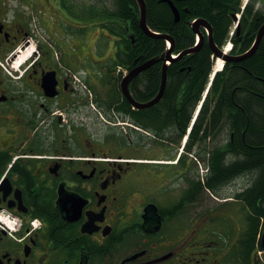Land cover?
<instances>
[{
    "label": "flooded vegetation",
    "instance_id": "obj_1",
    "mask_svg": "<svg viewBox=\"0 0 264 264\" xmlns=\"http://www.w3.org/2000/svg\"><path fill=\"white\" fill-rule=\"evenodd\" d=\"M171 1L160 2L178 25L127 65L154 62L127 96L93 31L109 12L99 0H0V212L20 221L16 240L0 228V264H231L241 229L216 232L245 221L258 180L238 137L248 146L240 115L248 126L244 99L260 97L243 74L264 88L250 68L264 62V0L225 2L222 36L196 0Z\"/></svg>",
    "mask_w": 264,
    "mask_h": 264
},
{
    "label": "trees",
    "instance_id": "obj_2",
    "mask_svg": "<svg viewBox=\"0 0 264 264\" xmlns=\"http://www.w3.org/2000/svg\"><path fill=\"white\" fill-rule=\"evenodd\" d=\"M115 3V12H109L115 19L120 21V25L117 29L121 32H117L120 38L125 52L124 54L118 53V57L121 60V64L124 67L130 63L139 60L142 49L145 50L149 57H153L157 51V48H161L160 43L152 39L150 36L144 34L140 27V10L136 0H113ZM147 5V24L149 28L158 32V28L168 30L169 28L176 29L178 24L173 23V14L170 8L161 3V0H145ZM231 0H196L193 9L198 12H203L206 16L214 17L217 22V28L220 36L223 35L225 27L228 23V19L225 16V2ZM116 19V20H117ZM264 44V43H263ZM163 49V45H162ZM206 53H203L201 59L204 62ZM264 60V55L262 56ZM252 61L250 68L251 71L259 77H264V62ZM208 64V63H207ZM263 64V65H262ZM206 69V66H204ZM156 76V69L150 68L147 70L146 78L149 80ZM245 79H248V85L256 92L260 94V97H254L247 94L248 97L244 99V105L247 108L248 115L251 117V122L247 126L248 117L241 114V126L246 128L247 133V145H244L239 137L238 142L241 147L240 156L254 157L252 160L247 158V169H253L258 172V180L254 188H251L247 192V227L240 241V250L235 253L236 257L239 255L242 259V264H251V254L254 253L258 257V252L263 251L262 247V234L264 232V88L262 84L252 82L247 75L243 74ZM173 105V102H171ZM251 149V150H249ZM252 156V157H251ZM223 156L217 158L212 163V170L216 173H220L223 169H226ZM204 184L199 182L198 186L203 188ZM197 186V187H198ZM197 191L195 198H197ZM256 264H264V256L261 261L257 258Z\"/></svg>",
    "mask_w": 264,
    "mask_h": 264
},
{
    "label": "rangeland",
    "instance_id": "obj_3",
    "mask_svg": "<svg viewBox=\"0 0 264 264\" xmlns=\"http://www.w3.org/2000/svg\"><path fill=\"white\" fill-rule=\"evenodd\" d=\"M101 2V1H100ZM107 3L109 4V8L110 9H113L114 7H113V2H112V0H107ZM114 19H115V17H113L111 14H109V12H106L105 14H103L102 15V18H101V20L100 21H98V23H97V26L95 27V29L93 30V31H95L96 29H99L101 32H106V31H109V29H110V27H112V22L114 21ZM92 30V29H91ZM91 30H90V32H91ZM117 30V32H118V35H119V32H121V30L120 29H116ZM98 33V32H97ZM97 33L95 34V33H93L92 34V37H97L96 35H97ZM111 33H113V34H115L113 31H111ZM109 36V37H108ZM108 36H105L104 35V37L102 38V40L100 41V43H99V46H101V47H104L105 49H108L109 48V44H110V47H112L113 48V45L110 43V38H111V36H113L112 34H110L109 33V35ZM120 46V45H119ZM104 54H105V52H103L102 54H100L101 56H104ZM102 62V60L100 61V63ZM17 64H18V62H17ZM196 165L197 166H202V168H204V166H203V163H196ZM202 168H200L199 169V174H197V173H195V175H196V178H198L202 183L204 182V174L206 173ZM197 171V170H196ZM201 198H202V201H199V204L200 205H204V207H211V206H209V203H211V204H214V201H213V199H212V197H209V195L207 194V192H204V194H201V196H200ZM206 197V199H204ZM199 212H201V209H200V207L199 208H196L195 209V211H194V213L195 214H198ZM232 214H234V209H232L231 210V214L229 215V216H231ZM244 217V215H241V218H243ZM229 222H230V224H231V226H229V227H235V225H237V224H239V221H237V222H234V219H232V218H229ZM237 223V224H236ZM218 226L220 227V228H222L223 227V222L222 223H219L218 222ZM241 225H242V227H244V225H245V223H244V221L242 220V223H241ZM218 226H216V227H218ZM206 227L203 225V224H198V225H195V231H196V229L198 230V231H204V229H205ZM236 230H237V227H235V230H234V233L236 232ZM225 233V232H224ZM261 257V256H260ZM262 258V257H261Z\"/></svg>",
    "mask_w": 264,
    "mask_h": 264
},
{
    "label": "water",
    "instance_id": "obj_4",
    "mask_svg": "<svg viewBox=\"0 0 264 264\" xmlns=\"http://www.w3.org/2000/svg\"><path fill=\"white\" fill-rule=\"evenodd\" d=\"M164 1H168L170 3V5L173 7V4H172V1L171 0H164ZM138 6H139V9H140V27L142 29V31L150 36V37H153V38H162V39H165L167 38L166 36H159L157 35L156 33L152 32L149 27H148V24H147V5H146V1L145 0H136ZM175 10V8H174ZM154 62H150L148 64H145L143 67H137L135 68L134 70H132L128 76H126L123 81H122V88L124 90V92L127 94V96L129 95L128 93V85L129 83L140 73V71L142 69H146L148 67H150ZM166 66L164 67V72H163V89L165 87V84H166ZM162 96V92L160 93L159 95V98L160 99ZM131 103L134 105V107L138 108L140 105L138 103H136L135 101L133 102L131 100ZM262 247L264 249V233H263V236H262Z\"/></svg>",
    "mask_w": 264,
    "mask_h": 264
},
{
    "label": "clouds",
    "instance_id": "obj_5",
    "mask_svg": "<svg viewBox=\"0 0 264 264\" xmlns=\"http://www.w3.org/2000/svg\"><path fill=\"white\" fill-rule=\"evenodd\" d=\"M231 44L227 46V49H225V55H227L228 50L231 49ZM223 61H220L221 67H223ZM0 184H3V178H0ZM20 224V221L17 217H14L9 212H0V228H3L4 230L8 231L9 236L16 240V237L12 234L18 230V226ZM33 228H37L41 226V222L39 220H33L32 221ZM18 243H22V241H17Z\"/></svg>",
    "mask_w": 264,
    "mask_h": 264
},
{
    "label": "crops",
    "instance_id": "obj_6",
    "mask_svg": "<svg viewBox=\"0 0 264 264\" xmlns=\"http://www.w3.org/2000/svg\"><path fill=\"white\" fill-rule=\"evenodd\" d=\"M115 42H116V38L112 37V40H111L112 45H115Z\"/></svg>",
    "mask_w": 264,
    "mask_h": 264
}]
</instances>
